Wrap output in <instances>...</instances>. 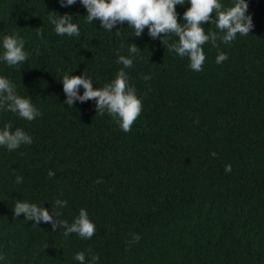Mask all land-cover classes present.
Segmentation results:
<instances>
[{
    "label": "trees",
    "instance_id": "16d2710c",
    "mask_svg": "<svg viewBox=\"0 0 264 264\" xmlns=\"http://www.w3.org/2000/svg\"><path fill=\"white\" fill-rule=\"evenodd\" d=\"M188 6H176L178 21ZM65 13L79 24V37L54 32L51 19ZM246 14L250 33L206 43L203 70L194 72L187 57L169 52L174 36L161 41L145 29L135 37L127 23L109 33L98 20L87 22L79 2L0 0V36L18 32L30 53L18 67L0 63V74L41 112L30 122L0 113V127L11 122L33 139L11 152L0 147L5 264H78L80 251L98 254L99 264H264V0H248ZM131 42L141 50L125 71L143 107L130 132L93 100L64 104L65 73L86 71L102 88L123 67L117 53L127 55ZM221 51L228 59L217 64ZM17 199L49 211L65 200L59 219L69 223L85 208L96 232L88 240L65 237L49 223L14 219ZM133 234L140 240L129 243Z\"/></svg>",
    "mask_w": 264,
    "mask_h": 264
},
{
    "label": "clouds",
    "instance_id": "9594fccd",
    "mask_svg": "<svg viewBox=\"0 0 264 264\" xmlns=\"http://www.w3.org/2000/svg\"><path fill=\"white\" fill-rule=\"evenodd\" d=\"M59 2L62 7H70L79 2L86 9L87 22L93 23L98 20L100 27L109 33L113 32L117 25L127 23V26L134 30L135 37H140L145 29L148 36L161 41L164 37L174 36L176 39L167 43L169 52L187 57L189 67L194 72L203 70L206 60L203 46L206 43L210 42L216 46L219 39L222 43L229 44L235 41L238 35L247 36L254 27L251 14H246L248 0H231L230 6H225L223 0H59ZM185 4L189 6L183 12L181 21H178L176 6ZM74 21L69 13L51 19L54 32L58 36L79 37L80 26ZM204 23L214 24L217 31L206 32ZM118 30L116 34L120 35ZM37 35L42 36L43 33ZM123 47L122 44L121 48ZM140 50L136 43L131 42L127 46V55L118 52L117 63L123 67L102 88L94 87V81L86 71L80 75L65 73L60 79L66 97L64 104L71 108L77 102L93 100L97 112L101 115L107 113L123 132H130L141 115L143 105L125 70L133 67ZM29 56L30 53L25 49V40L18 32L0 36V63L14 68L24 64ZM227 59V54L221 51L218 52L215 62L221 64ZM144 79L149 80L151 76L145 75ZM3 112H10L29 122L41 115L32 98L29 95H20L13 81L8 76L0 74V113ZM32 142L30 134L20 127L13 129L11 122H6L0 127V147L10 152L22 145H31ZM211 155L215 156V153ZM224 170L231 172V164H226ZM54 175L53 171L48 172L49 177ZM15 181L21 184L23 177L16 175ZM66 204L65 200L57 199L51 204L49 211L44 205L17 199L12 208L13 218H19L23 214L26 222L34 221L35 225L41 222L49 223L53 230L63 228L65 237L75 233L81 239H91L96 232V225L85 208L79 210L71 223L59 219ZM139 240L140 236L133 234L129 243ZM73 260L78 264H99L100 257L98 254H91L86 258V253L80 251L74 254ZM0 264H5L2 253Z\"/></svg>",
    "mask_w": 264,
    "mask_h": 264
}]
</instances>
